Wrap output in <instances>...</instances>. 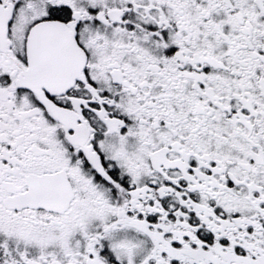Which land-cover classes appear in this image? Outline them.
I'll return each mask as SVG.
<instances>
[{"label":"snow or ice","instance_id":"6c2138e0","mask_svg":"<svg viewBox=\"0 0 264 264\" xmlns=\"http://www.w3.org/2000/svg\"><path fill=\"white\" fill-rule=\"evenodd\" d=\"M0 264H264V0H0Z\"/></svg>","mask_w":264,"mask_h":264}]
</instances>
